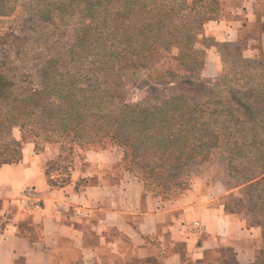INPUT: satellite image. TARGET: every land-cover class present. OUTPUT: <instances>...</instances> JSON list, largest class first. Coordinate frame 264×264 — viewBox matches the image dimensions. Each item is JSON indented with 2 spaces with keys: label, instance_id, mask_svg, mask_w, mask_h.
I'll return each mask as SVG.
<instances>
[{
  "label": "crops",
  "instance_id": "1",
  "mask_svg": "<svg viewBox=\"0 0 264 264\" xmlns=\"http://www.w3.org/2000/svg\"><path fill=\"white\" fill-rule=\"evenodd\" d=\"M205 25L222 45L264 58V0H221ZM120 147L75 153L66 172L49 146L25 144L22 159L0 166V264H264V226L232 210L220 179H195L179 196L149 189L122 166Z\"/></svg>",
  "mask_w": 264,
  "mask_h": 264
},
{
  "label": "rangeland",
  "instance_id": "2",
  "mask_svg": "<svg viewBox=\"0 0 264 264\" xmlns=\"http://www.w3.org/2000/svg\"><path fill=\"white\" fill-rule=\"evenodd\" d=\"M36 2L37 0L33 2L0 0V71L15 79L20 89L46 88L44 76L37 73L39 68L44 64L46 56L48 58L56 53L61 55L62 60L71 59L73 56L70 52L71 45L80 33L75 32V23L80 27L79 23L83 17L75 13L68 23L55 28L54 24L48 21L38 20ZM221 2V0H160L158 7L162 17L158 15L157 20L162 24L157 22L155 26L160 27L162 39L153 43L139 56L129 52L123 58V62L117 59L113 72L108 74L107 78L101 76L102 79L89 82L81 76L74 86L86 89L91 84L101 90L105 89L108 95L113 96L111 99L115 102L109 100L106 113L114 116L120 115L122 103L136 104L144 100L152 102L156 97L174 93L185 92L195 98L223 97L218 117L212 114L215 105L213 103L207 105L205 128L208 130L217 128L219 137L217 141L213 139V143L217 142V145L208 148L210 150L207 149L208 154L202 162L198 156V162L192 168L179 163L161 166L159 156L149 152L147 155L139 154L137 160L140 162L137 165V160L131 162L133 149L128 147V157L123 164L126 168H134L143 173L140 165L145 156V162L152 165V170L148 172L150 186L159 191H166L168 195H177L185 186L184 178L175 177L178 170L182 171L185 178L190 176V184L199 177L206 180H224L229 188L238 187L225 197L228 207L252 214L253 220L264 226V182L248 189L246 184L235 183V179L230 178L226 170L230 159H233V164L240 166L233 168L232 172L241 176L242 167L252 168L251 170L262 167L264 58L246 57L235 45L226 44L219 48L223 55L221 64L208 60V49L215 45V41L212 36L205 33L203 35V32L209 21L220 17ZM84 20L89 22L88 18ZM144 20L142 11L130 14L124 19L126 29L132 32L143 28ZM186 34H192V38ZM22 72L29 76L22 75ZM234 95L254 108L255 119L233 103ZM53 100L57 105L58 101L54 96L50 97V101ZM116 107H119L116 112L114 110L111 112ZM19 108L17 102L0 101V166L22 159L23 148L28 142L34 143L38 152L49 146L58 149L59 158L51 167V173L67 171L75 153L117 145L115 141H104L105 139L99 141V137L87 138V134L94 133L95 126L102 127L103 118L96 124L87 126L85 136L79 138V133L68 130L69 127L64 128L55 118H48L41 127L36 123H24V117L13 121L11 119L13 111L15 115H22L19 114ZM35 115L34 113L30 117L33 118ZM252 124L258 127L254 133L248 129ZM234 143H237L238 148L231 154L229 148L233 147Z\"/></svg>",
  "mask_w": 264,
  "mask_h": 264
},
{
  "label": "trees",
  "instance_id": "3",
  "mask_svg": "<svg viewBox=\"0 0 264 264\" xmlns=\"http://www.w3.org/2000/svg\"><path fill=\"white\" fill-rule=\"evenodd\" d=\"M33 1L30 0V2ZM159 1L37 0L35 6L38 8V20L48 21L54 24L55 28L68 23L75 13L83 16L79 23L80 27H77V23H75L76 26L74 25L75 32L80 33L70 48L73 56L68 61L62 60L61 55H57L58 53L48 58L45 57L44 64L37 72L46 80L44 90L39 87H30L29 90L20 89L15 79L0 71V101L3 103L17 102L20 107L19 114L22 115H15L13 111L11 115L13 121L24 117V123H36L41 127L48 118H55L64 128L69 127L68 130H75L76 134L79 133V138L85 136L84 131L87 126H92L91 124H96L99 119L103 118L102 127L95 126L93 131L96 134L91 132L87 134V138L99 137V141L103 139L104 141H115L117 145L112 147H120L124 151L122 166L125 169L140 175L149 189L165 196L175 197L189 188L190 176L185 178L181 170L176 172V178L185 179V186L177 195H168L166 191L156 190L149 184L148 172L152 170V165L145 162V156L140 165L144 170L143 173L124 166L123 163L128 157L127 148L133 149L131 162L137 160L140 153L147 155L150 152L159 156L161 166L168 163H179L192 168L198 162V156L201 157L200 162H202L208 154L207 149L217 145V142L213 143V139L217 141L219 130L215 127L211 130L205 128L206 109L208 104L213 103L216 108L212 114L218 117L221 113L219 107L223 104V97L195 98L185 92L174 93L156 97L152 102L144 100L136 104L122 103L120 115L114 116L106 113L108 108L106 105L112 95H108L105 89L101 90L91 84L86 89L74 86L81 76L89 82L99 80L101 76L107 78L108 74L113 72L117 59L123 62V58L129 52L139 56L153 43L161 40L162 31L160 27L155 26L159 22L158 15L162 17L160 7H158ZM137 11L144 13L145 26L130 32L126 29L124 19ZM84 18H88L89 22H86ZM204 33L205 31L203 35ZM186 35L192 38V34ZM22 75L29 76L26 72H22ZM52 96L58 101L57 105L54 100L50 101ZM232 101L237 107H241L244 112L251 115L252 119H255V110L251 105L236 95L232 97ZM118 108H113L111 112L113 110L116 112ZM34 113L35 117H30ZM248 129L254 133L258 127L252 124ZM107 147L103 146V148ZM237 148V143H234L233 147L229 148L231 154ZM262 160V167L258 170L242 167V176L232 172L233 168L240 167L233 164V159L227 163L226 170L229 172V177L235 179V183L246 184L249 189L264 182V157ZM139 162L137 160L136 164L138 165Z\"/></svg>",
  "mask_w": 264,
  "mask_h": 264
}]
</instances>
